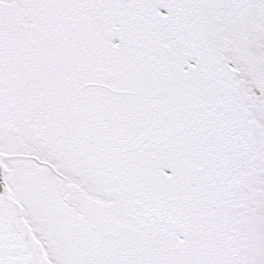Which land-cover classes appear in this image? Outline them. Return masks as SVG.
Returning <instances> with one entry per match:
<instances>
[{
	"label": "snow or ice",
	"instance_id": "obj_1",
	"mask_svg": "<svg viewBox=\"0 0 264 264\" xmlns=\"http://www.w3.org/2000/svg\"><path fill=\"white\" fill-rule=\"evenodd\" d=\"M0 264H264V0H0Z\"/></svg>",
	"mask_w": 264,
	"mask_h": 264
}]
</instances>
